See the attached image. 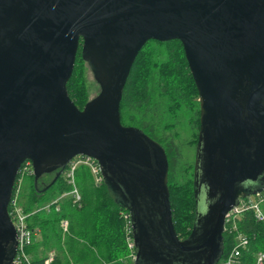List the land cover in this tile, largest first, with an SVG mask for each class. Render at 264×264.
<instances>
[{
    "label": "water",
    "instance_id": "water-1",
    "mask_svg": "<svg viewBox=\"0 0 264 264\" xmlns=\"http://www.w3.org/2000/svg\"><path fill=\"white\" fill-rule=\"evenodd\" d=\"M82 43L100 93L71 99ZM182 42L199 92L195 219L180 240L160 143L124 126L121 101L150 41ZM95 159L128 210L135 263L217 264L226 216L264 191V0H0V264H15L9 213L22 165L35 184Z\"/></svg>",
    "mask_w": 264,
    "mask_h": 264
},
{
    "label": "trees",
    "instance_id": "trees-1",
    "mask_svg": "<svg viewBox=\"0 0 264 264\" xmlns=\"http://www.w3.org/2000/svg\"><path fill=\"white\" fill-rule=\"evenodd\" d=\"M88 68L93 72L91 65L82 58L80 47L67 88L71 99L81 110L91 100L86 80ZM159 99L164 101L167 109L163 113L165 119L169 115L174 117L183 109L194 112L193 124L197 138L194 142H197L200 128L199 92L183 44L179 40H150L142 48L124 89L121 121L124 126L143 130L166 150L174 226L179 238L187 239L195 219L194 165L181 164L179 147L174 144L173 135L168 134L173 125L163 126L159 121L155 109ZM58 173L43 175L37 185L34 175L28 177L26 182L29 187L24 203L25 212L30 213L28 227L40 231L44 241L42 244H51L53 238L63 246L64 259L58 256L53 264H136L135 260L130 263L123 259L132 251L128 245L131 233L128 231L126 216L129 212L119 203L105 181L100 185L94 183L89 168L82 166L76 171V180L83 196L80 209L74 208L71 201H66L60 212L54 206L47 212L42 210L50 202H41L48 191L56 189L61 195L71 190L63 174L56 178ZM50 175L53 179L48 184H42L44 178ZM16 194L15 190L14 197ZM11 209L12 205L9 207L10 212ZM63 219L70 221V234L67 236L59 233ZM235 225L236 229L232 223L225 227L224 256L235 245L237 234L243 233L249 240V246L244 251L245 264H253L255 255L258 252L264 253V223L256 219L254 211L248 210L236 220ZM39 244L36 242L26 249L32 256V264H45L47 259L38 251Z\"/></svg>",
    "mask_w": 264,
    "mask_h": 264
},
{
    "label": "built area",
    "instance_id": "built-area-1",
    "mask_svg": "<svg viewBox=\"0 0 264 264\" xmlns=\"http://www.w3.org/2000/svg\"><path fill=\"white\" fill-rule=\"evenodd\" d=\"M82 165L88 166L91 171L93 172L95 179L99 182L104 181L103 176L101 174L100 166L98 162L91 158V157H85V156H78L74 158L65 171L63 172V176L65 181L68 183V185L71 187V190L69 192H66L62 194V197L70 195L72 199L73 205H78L80 208L82 207V195L76 185V171L78 168ZM19 175H21V178H17L15 190L20 189L19 182L22 180L24 176H32L34 175V169L33 164L30 161L25 162L19 172ZM18 175V177H19ZM14 190V191H15ZM17 194L13 195L11 204L12 209L10 213L11 219L13 221L16 234H17V241H18V251L17 256L15 259V264H32L31 257L27 253L26 249L28 246H31L34 243V237H36L37 233L36 231L31 230L28 227L27 219L29 215L24 213L22 208H17L16 206V198ZM264 199V191L257 196L243 199L240 201V204L232 209L226 216V225L231 224L233 225V228L236 229L235 222L236 220L246 211H254L255 217L259 222L264 223V213L261 210L259 200ZM128 220V231L131 233V235L128 237V245L129 248L133 251V258L135 259V245H134V239L132 234V223L130 215L126 216ZM66 223V222H65ZM69 223L67 222L64 224V227H68ZM226 227V226H225ZM249 246V240L243 233H238L237 237L235 239V245L229 251L225 256L223 255L221 260L217 264H245L244 260V251L247 250ZM53 256H49L45 264H52ZM253 264H264V253L258 252L255 255V260Z\"/></svg>",
    "mask_w": 264,
    "mask_h": 264
},
{
    "label": "rangeland",
    "instance_id": "rangeland-1",
    "mask_svg": "<svg viewBox=\"0 0 264 264\" xmlns=\"http://www.w3.org/2000/svg\"><path fill=\"white\" fill-rule=\"evenodd\" d=\"M86 80H87V86H88L90 99H93L100 93L101 89H100V86L95 79L94 73L89 68L86 72ZM198 102H199V99H198ZM155 109L157 110V113L160 117L159 121L161 124H163V126L165 124L173 125L171 127V130H168V134L171 133L173 135L174 144L179 147V150H180L179 160H180L181 164L184 166L194 165L195 155H196V143H197V142H194L195 140H197V138L195 137L196 127L193 124L194 112L189 111L188 109H183V110L179 111L174 117L169 115V117H167L165 119V117L163 116V113L165 111L167 112V109H166V106H165L163 100L159 101L158 107L156 106ZM160 119H162V121ZM163 126H162V128L164 129ZM82 166L89 168L88 166H85V165H82ZM82 166H80V167H82ZM90 172L93 176L94 183L96 185H100L102 182H99L98 180L95 179V176H94L93 172L91 171V169H90ZM28 177H30V176H24L22 178V180L19 182L20 189L16 190L17 191L16 206H17V208L18 207L22 208L24 213H26L27 215L30 216V213L25 212V209H24V203H26V200H27L26 194L28 193V187H29L28 182H26ZM52 179H53L52 175L47 176L46 178H44L42 184H48ZM75 181H76V185H77V187H78V189L82 195L81 189L78 186V182H77V180H75ZM44 200H47V201L50 200L49 203H47L46 205L43 206L42 210L44 212L49 211L52 206H54V208L57 212H60L61 206L63 205V203H65L66 201L72 202L70 195L62 197V194L60 195L56 189L48 191L45 194V196L43 197V199L41 200V202ZM82 200H83V196H82ZM263 202H264V199L262 201L259 200L260 207H261L262 211H264ZM72 205H73V203H72ZM82 205H83V201H82ZM73 207L80 209V207L78 205H73ZM65 222L69 223V226L66 228L64 227V224H66ZM37 232L38 233H37L36 237H34V243H36V242L40 243L39 244L40 247L38 248V251L41 253V255L43 257H46V258H48L49 256L52 255L53 256L52 264H53V262H55V260L57 259L58 256H59V258L64 259L63 246L61 244H58L57 240H55L53 238H52L51 244H48V245L42 244L44 242V241L42 242V235H41L40 231H37ZM59 233H61V235H63V236H67L70 234V221L68 219H63L61 221L60 227H59ZM29 256L31 257V261H32V256L30 254H29ZM102 257H104V256H102ZM123 259H127L128 262L133 263V261L135 260L133 258V251H130L128 256H126V258H123ZM121 261H122V259H121Z\"/></svg>",
    "mask_w": 264,
    "mask_h": 264
},
{
    "label": "flooded vegetation",
    "instance_id": "flooded-vegetation-1",
    "mask_svg": "<svg viewBox=\"0 0 264 264\" xmlns=\"http://www.w3.org/2000/svg\"><path fill=\"white\" fill-rule=\"evenodd\" d=\"M82 43H83V40H81V45H80V47H82ZM199 130H200V128H199ZM197 143H198V141H197ZM197 143H196V149H197ZM195 163V162H194ZM193 229V228H192ZM177 232V231H176ZM178 235V234H177ZM179 237V236H178ZM180 240H186V239H181V238H179ZM188 239V238H187ZM139 264H146L145 262H141V263H139Z\"/></svg>",
    "mask_w": 264,
    "mask_h": 264
},
{
    "label": "crops",
    "instance_id": "crops-1",
    "mask_svg": "<svg viewBox=\"0 0 264 264\" xmlns=\"http://www.w3.org/2000/svg\"><path fill=\"white\" fill-rule=\"evenodd\" d=\"M263 204H264V202H263ZM264 212V211H263Z\"/></svg>",
    "mask_w": 264,
    "mask_h": 264
}]
</instances>
